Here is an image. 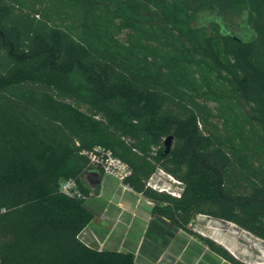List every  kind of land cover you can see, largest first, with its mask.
I'll return each mask as SVG.
<instances>
[{
	"label": "trees",
	"instance_id": "16d2710c",
	"mask_svg": "<svg viewBox=\"0 0 264 264\" xmlns=\"http://www.w3.org/2000/svg\"><path fill=\"white\" fill-rule=\"evenodd\" d=\"M96 146L154 212L264 241V0H0V264H138L81 237ZM159 168L180 196L147 187Z\"/></svg>",
	"mask_w": 264,
	"mask_h": 264
},
{
	"label": "crops",
	"instance_id": "0c3cea01",
	"mask_svg": "<svg viewBox=\"0 0 264 264\" xmlns=\"http://www.w3.org/2000/svg\"><path fill=\"white\" fill-rule=\"evenodd\" d=\"M90 171L85 177L92 186L99 184L100 190L86 200L94 217L82 231V239L98 249L132 252L138 264H154L163 228L149 200L113 175L96 168Z\"/></svg>",
	"mask_w": 264,
	"mask_h": 264
},
{
	"label": "rangeland",
	"instance_id": "374dc122",
	"mask_svg": "<svg viewBox=\"0 0 264 264\" xmlns=\"http://www.w3.org/2000/svg\"><path fill=\"white\" fill-rule=\"evenodd\" d=\"M239 19L238 16L232 18L236 21ZM204 22L207 23L208 20L206 18L201 20V23ZM236 23L225 22L227 29L233 32L241 30ZM156 179H159V175ZM175 179L179 181L176 177ZM171 184L174 191H181L182 185L173 181ZM147 187L154 189L149 185ZM138 192L145 200H149L152 214L158 218L157 221L163 228L160 232V242L156 246L154 264H236L220 254L218 249H222L243 264H264V241L233 222L200 213L193 222L182 226L176 220L154 212L157 201L144 192ZM164 192L177 197L167 191ZM163 240L167 241L165 246Z\"/></svg>",
	"mask_w": 264,
	"mask_h": 264
},
{
	"label": "built area",
	"instance_id": "2783aa9c",
	"mask_svg": "<svg viewBox=\"0 0 264 264\" xmlns=\"http://www.w3.org/2000/svg\"><path fill=\"white\" fill-rule=\"evenodd\" d=\"M88 156L90 159V164L92 166L102 169V171L106 174H110L117 177L124 184L125 187L129 186L125 182V180L131 175L132 169L126 162L115 156L110 149H107L102 146H96L94 150L88 152ZM158 175L159 179H156V176ZM171 181L175 183L177 182L180 185L182 184L180 181H177L173 175L159 168L149 178L147 185L159 191H167L173 195L180 196L181 191H174ZM61 191L68 195H83L82 189L80 188L78 181L73 177L65 179L62 182Z\"/></svg>",
	"mask_w": 264,
	"mask_h": 264
},
{
	"label": "water",
	"instance_id": "95a60500",
	"mask_svg": "<svg viewBox=\"0 0 264 264\" xmlns=\"http://www.w3.org/2000/svg\"><path fill=\"white\" fill-rule=\"evenodd\" d=\"M206 18L205 16H202L201 19ZM240 31L236 32V35L238 38L243 39V40H253L256 37V33L253 28L247 25L246 19H243L241 24H240ZM173 139L172 135H169L165 141L166 144V151L168 152L171 146V141ZM98 171V170H97ZM91 171L88 170L85 174L90 173ZM95 185V183H93Z\"/></svg>",
	"mask_w": 264,
	"mask_h": 264
}]
</instances>
